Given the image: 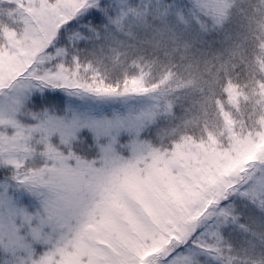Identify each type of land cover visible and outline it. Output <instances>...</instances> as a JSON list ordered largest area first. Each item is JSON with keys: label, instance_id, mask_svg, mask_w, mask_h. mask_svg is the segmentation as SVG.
Segmentation results:
<instances>
[{"label": "snow or ice", "instance_id": "6c2138e0", "mask_svg": "<svg viewBox=\"0 0 264 264\" xmlns=\"http://www.w3.org/2000/svg\"><path fill=\"white\" fill-rule=\"evenodd\" d=\"M0 264H264V0H0Z\"/></svg>", "mask_w": 264, "mask_h": 264}]
</instances>
